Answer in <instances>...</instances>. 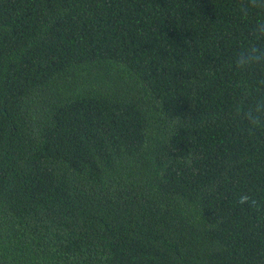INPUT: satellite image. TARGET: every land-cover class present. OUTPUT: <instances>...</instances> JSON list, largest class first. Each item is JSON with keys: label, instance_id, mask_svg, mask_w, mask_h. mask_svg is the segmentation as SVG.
<instances>
[{"label": "trees", "instance_id": "16d2710c", "mask_svg": "<svg viewBox=\"0 0 264 264\" xmlns=\"http://www.w3.org/2000/svg\"><path fill=\"white\" fill-rule=\"evenodd\" d=\"M240 7L0 0V264H264Z\"/></svg>", "mask_w": 264, "mask_h": 264}, {"label": "clouds", "instance_id": "9594fccd", "mask_svg": "<svg viewBox=\"0 0 264 264\" xmlns=\"http://www.w3.org/2000/svg\"><path fill=\"white\" fill-rule=\"evenodd\" d=\"M241 15L247 18L250 13H257V19L251 25L249 42L236 53L232 66L240 73L256 67L264 71V0H241ZM236 87L242 89L241 98L234 105V116L246 122L251 132L264 131V79L257 81L255 86L247 81L236 82ZM256 93H260L257 97ZM244 96L254 97V103L245 106ZM239 205L256 207L258 201L251 194H241L236 198Z\"/></svg>", "mask_w": 264, "mask_h": 264}]
</instances>
